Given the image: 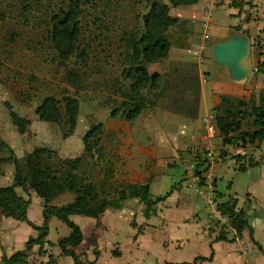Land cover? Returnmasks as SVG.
<instances>
[{
  "label": "rangeland",
  "instance_id": "1",
  "mask_svg": "<svg viewBox=\"0 0 264 264\" xmlns=\"http://www.w3.org/2000/svg\"><path fill=\"white\" fill-rule=\"evenodd\" d=\"M163 1L168 3V0ZM69 2L70 0H0V136L10 147L0 152V165L3 169L0 182L2 179L6 180V174L14 168L12 156L22 162L27 174L25 158L34 148L44 146L53 150L52 154L44 156V164L60 173L69 168L73 159L82 155L80 166L73 171L79 183H95L102 194L112 198L129 184L147 182L152 173L146 163L140 168L141 162H128L132 158L129 148L123 151L122 141L116 132L105 127L106 123H115L120 126L123 135H127L126 126H121L125 119L116 117L117 119L111 122L110 111L120 103L122 96H125L123 93L129 91L130 80L121 75L122 70L131 65L128 40L143 32L141 17L149 10V5L142 0H79V55L73 56L64 66L57 60L48 38V30L52 14L67 8ZM185 9L186 7H180L174 9L173 13L183 15ZM222 12L220 7L214 11L219 26H222L223 22L220 18L224 16ZM187 29L186 20L169 29L168 37L172 44L170 55L168 60L161 61L163 65H159L162 70H169L171 73L170 108L179 112L192 110L197 96L194 64L183 61L185 56L182 53L185 49L196 51L202 37L200 32L195 36ZM216 31L218 30H213V34ZM81 51L86 58L80 54ZM67 67L79 71L83 81L82 88H74L66 82L64 75ZM258 75L259 73L251 74L250 84L257 83ZM210 80L212 81L205 83L209 100L212 99L211 86L218 78L213 74ZM144 94L146 102L150 101L151 93L148 88L144 90ZM251 95L253 100H256L258 91H253ZM47 96L58 99L69 96L78 100L79 113L73 125L66 118L64 104L61 107L63 116L59 122L44 121L39 117L36 108ZM240 104L244 105L239 109L247 108L251 112L254 103L246 104L240 100ZM246 105L248 106L245 107ZM189 111L187 113H190ZM19 118L29 121L22 133L18 130ZM98 123L103 124L99 145L101 148L95 147L93 154L84 155V136ZM130 123L134 125V122ZM253 129L252 114L243 120L242 130L251 132ZM136 152L143 156L145 161L152 153L156 155L151 149L145 148ZM189 152L193 153L190 160ZM209 153L208 149H201L200 146L195 147L193 151L189 148L178 150L176 156L182 161L179 169L188 166L190 161L195 162L194 167L189 170L184 168L181 176L185 177L176 181L170 190L179 189L178 186L187 179L189 171L196 175L195 159ZM18 190L25 197L29 195V192L21 187H18ZM31 192L35 199L40 197L35 191ZM70 195L74 198L73 193ZM130 199L132 198L124 200L121 204V207L124 202L131 205L128 223L120 221L116 224L114 232L108 233L110 239L118 242L105 243L104 248L102 245L92 248L88 247L92 237L88 235L85 248L79 250L82 260L88 257L98 259L100 256L99 262L106 264H160L164 259L188 260L196 252L205 251L206 244L203 240L200 243L187 241L181 247L179 243L171 245L165 238L162 242V238H157V235L165 231V224L158 222V225H152L149 220L147 223L143 222L144 226L141 225V222L146 220L143 215L145 203L137 198L130 202ZM160 203L161 206L153 208L149 216L161 218L165 214L167 206ZM37 206L34 202L29 207L28 218L36 219ZM122 208L127 210L124 206ZM100 218L101 216L98 219ZM189 221L190 218L185 217V222ZM59 225L54 222L44 249L41 250L37 244L32 246L24 260L26 264H47L49 260H53L54 264L71 263L68 260L70 257H64L58 246V240L63 235ZM65 227L69 229L66 225ZM87 228L90 230L89 225ZM103 228L99 222L98 229L105 236L106 231ZM21 246L24 245L17 243L14 248ZM169 246L180 248H168Z\"/></svg>",
  "mask_w": 264,
  "mask_h": 264
},
{
  "label": "crops",
  "instance_id": "2",
  "mask_svg": "<svg viewBox=\"0 0 264 264\" xmlns=\"http://www.w3.org/2000/svg\"><path fill=\"white\" fill-rule=\"evenodd\" d=\"M167 4L170 6V14L172 16L178 17L180 22L186 20L187 30L192 31L195 36L197 32H200V37H202V42H200L196 51L185 49L184 53H182L185 56L183 61L192 62L195 68L197 91L195 107L192 110L190 109V111L187 109L185 112L175 111L170 108L171 73L169 70L165 72L159 67V65H163L162 60H168L170 48L166 58L147 64L150 72L156 71L160 73V87L157 90L148 88L151 93V99L146 102V107L140 115L132 121L134 122L133 126L125 120L123 121L125 123H121V126H126L127 135L124 136L120 126L115 123L110 124L109 122L105 125L106 129L116 132L122 141L123 151L129 148L132 158L128 162H141L140 168H142L141 165H144V163L150 166V171H152L150 193L152 197L168 194L164 200L160 201L167 206L168 210L165 214L161 218L144 217L146 220L142 221L141 225L144 226V223L149 220L152 225H158V222L159 224H165V231H158L159 235H157V238H162V242L165 238L171 245L179 243L181 247L187 241L200 243L202 240L206 244V249L203 253L196 252L188 260L170 261L164 259L161 263L164 261L174 263L192 262L196 256L208 258L213 252L211 260H199L197 264H264V254L252 242L249 227H245L242 235L238 236L231 225L229 217L223 214L221 216L214 214L208 205L211 198H215L219 202H225L231 198L234 199L236 210L246 212L247 221L253 228V237L264 248V138L260 142L254 141L245 145H229L220 132L215 138H207L205 125L202 121V118L208 114H212L215 117L214 108H217L221 115L237 112L240 110L239 107L244 105L240 104V100L250 104L248 102L253 99L251 95L253 91H258L256 100L259 99L263 92L264 0H198L191 5L175 7L171 6L169 1ZM180 7H186L185 13L183 15L174 14L173 10ZM219 7L222 8V14H224V16L220 17L221 21L223 20L222 26L217 24L218 21L214 16L215 9ZM210 8H213V20L208 23L207 12ZM213 30L218 31L213 34ZM237 32L248 35L250 39H259L261 42L258 50L259 71L257 74L259 73V75L257 77L258 81L254 85L250 84V78L244 83L232 81L226 68L219 66L212 57L211 48L213 43L225 40ZM213 74L218 78V81L215 80L211 86L212 99L209 100L205 83L212 81L210 77ZM232 107L235 108L230 109ZM188 111L190 113H187ZM110 119L112 122L117 118L111 117ZM199 146L201 149H208L215 159H219L209 164L206 154L201 157V159H206L208 164L209 168L205 175H210L211 183L213 182V191L208 180L200 182L199 178L192 175L190 171L186 175L187 179L181 183V186H178L179 189L171 191L172 185L180 178L185 177L181 176L184 168L189 170L190 166L194 165L195 162L190 161L188 166L179 169L182 161L179 159L180 157L176 156L178 155V150L189 148L193 151L195 147L199 148ZM142 148L151 149L156 155L152 153L150 158L145 161L143 156L136 152ZM232 150L233 153H231ZM236 154L241 155L240 160L235 158ZM192 157L193 153L189 152V160ZM241 166L244 169H240ZM2 173L3 169L1 167L0 176ZM14 173L15 168H11L6 174L7 179H2L0 182V187L13 184ZM16 191L19 193L18 187H16ZM69 196H71L69 192L64 193L56 197L53 203L61 205L69 202L73 199L72 196L71 198ZM25 198H30L28 209L34 202L38 204L36 219H29L36 225H41L43 222L42 198L38 197V199H35L31 191ZM135 199H130V202ZM160 202L156 203L153 208H156L157 205L161 206ZM123 206L127 210H124ZM129 206L131 205H127L124 202L120 208L108 207L100 215V219L89 216L81 217L85 216L81 214L71 215L70 218L74 222H76L74 219L78 220L76 223L80 226L83 233L82 242L75 248L76 253L79 254V250L85 248L88 235L92 236L88 244V247L91 246L92 248L97 245H102V248H104L105 243L118 242L115 239H110L109 234L114 232L116 224H119L120 221L128 223V213L132 210ZM185 217L190 218L189 223L185 222ZM54 222H57L60 224L59 227H62V237L67 236L70 232V229H67L63 222L53 217L49 222V233L45 238L46 243L49 240ZM99 222L106 231L105 236L98 229ZM88 225L90 230L87 228ZM130 225L132 226V224ZM37 234V230L25 221H18L6 216L5 211L0 207V264L3 263L2 258L4 255L10 256L16 251L24 249L29 237H36ZM220 235H224L226 239H218L217 237ZM17 243H22L24 246L14 248ZM46 243H44L43 249ZM180 247L169 246L168 248ZM99 250H101V247ZM63 256L66 258L70 257ZM99 257L98 259L96 257H88L86 260L94 261L95 264H106L100 263ZM70 258H68L71 262L70 264H74L73 259Z\"/></svg>",
  "mask_w": 264,
  "mask_h": 264
},
{
  "label": "trees",
  "instance_id": "3",
  "mask_svg": "<svg viewBox=\"0 0 264 264\" xmlns=\"http://www.w3.org/2000/svg\"><path fill=\"white\" fill-rule=\"evenodd\" d=\"M149 5V10L142 15L143 32L139 36L129 38L131 48V65L125 67L121 75L130 80L128 93H123L122 100L110 111L112 118L121 117L127 121H134L146 107V97L144 90L146 88L157 90L160 87L161 75L159 72H150L147 64L162 58H166L171 48V41L168 37V31L172 26L180 23L178 17L170 14V6L163 0H142ZM171 6L191 5L198 0H168ZM33 2V0H30ZM81 12L79 0H70L67 8L60 9L50 17L48 38L55 50L57 60L60 64L66 66V63L75 55H79L78 41L81 34ZM83 58H86L83 51L80 52ZM65 80L74 88H82L83 81L79 71L75 68H66ZM252 110L247 108L240 109L237 112L221 115L217 108L215 121L218 130L223 135L227 144L245 145L254 141H262L264 138V90L258 100H251ZM64 104L66 108V118L73 125L75 118L79 113V102L76 98L65 96L58 99L54 96H47L36 108V113L44 121L59 122L62 119L61 107ZM253 114L254 129L251 132L242 130L243 120ZM29 121L25 118L18 119V130L24 132ZM103 134V124L98 123L84 136V155H91L95 147H99L101 136ZM8 144L0 136V152L3 149H9ZM101 148V147H99ZM53 150L44 146L36 147L30 152L24 160L27 168V174L24 166L16 156H12V162L15 168L14 182L8 186L0 187V207L5 211L6 216L18 221H25L38 234L36 237H29L25 248L18 250L10 256L4 255L2 264H26L24 261L27 253L34 244L43 249L45 238L49 233V222L51 218H56L63 222L70 232L58 240V246L61 254L70 256L74 264H95L94 261L82 260L76 253L75 248L82 242L83 233L80 226L70 217L73 214H81L93 218H99L106 208H120L124 200L137 198L145 203L143 210L144 216H149L153 206L164 200L168 194L152 197L150 193V180L145 183H132L120 189L116 197H108L102 194L95 183H79L76 175L73 173L80 166L82 155L72 160L69 168L60 173L53 171L43 162L44 156H49ZM199 156V155H198ZM237 160L241 159L240 154H236ZM196 176L200 182L205 180L204 174L208 170L206 159L197 157ZM244 167H240V169ZM1 171V165H0ZM213 184V182H212ZM16 187H21L24 191H35L42 198V216L41 225H36L28 218V206L30 198H25L16 191ZM73 193L74 198L61 205L53 203V200L64 194ZM215 192V189H214ZM218 211L229 217L232 227L236 230L238 236L242 235L243 229L249 227L250 238L257 248L264 254V248L255 241L253 237V228L247 221L246 212L236 210V202L229 199L225 202L217 201ZM226 239L224 235L217 237ZM196 256L192 262L174 263L164 261L161 264H197L199 260H211ZM23 262V263H22ZM47 264H54L49 260Z\"/></svg>",
  "mask_w": 264,
  "mask_h": 264
},
{
  "label": "water",
  "instance_id": "4",
  "mask_svg": "<svg viewBox=\"0 0 264 264\" xmlns=\"http://www.w3.org/2000/svg\"><path fill=\"white\" fill-rule=\"evenodd\" d=\"M250 47V37L237 32L225 40L214 42L211 52L214 61L226 68L232 81L244 83L252 74Z\"/></svg>",
  "mask_w": 264,
  "mask_h": 264
},
{
  "label": "built area",
  "instance_id": "5",
  "mask_svg": "<svg viewBox=\"0 0 264 264\" xmlns=\"http://www.w3.org/2000/svg\"><path fill=\"white\" fill-rule=\"evenodd\" d=\"M212 11H213V8H210L208 10V12H207V22L208 23L213 20V12ZM250 43H251L250 60H251V63H252V73H257L259 71V65H258V63H259L258 55L259 54H258V50H259V48L261 46V42H260L259 39L252 38V39H250ZM202 121L204 122V125H205L206 137L209 138V139L215 138L219 134V130H218V127H217V124H216V121H215V117L212 114H208V115H206V116H204L202 118ZM207 158H208L209 164L212 161L219 160L218 158L215 159V157L213 156L212 153L208 154ZM191 167H194V165H191L190 168ZM194 176H196V175H194ZM204 177H205V180L209 181V185H210V187H211V189L213 191V186H212V183H211L210 175H205L204 174ZM208 205H209L210 210L214 214L221 216V213L217 209V200L215 198H211L209 200V202H208Z\"/></svg>",
  "mask_w": 264,
  "mask_h": 264
}]
</instances>
